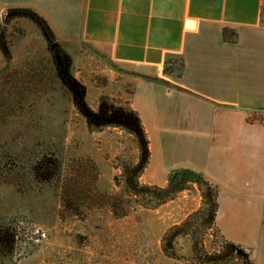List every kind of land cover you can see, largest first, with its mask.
<instances>
[{
  "label": "crops",
  "instance_id": "0c3cea01",
  "mask_svg": "<svg viewBox=\"0 0 264 264\" xmlns=\"http://www.w3.org/2000/svg\"><path fill=\"white\" fill-rule=\"evenodd\" d=\"M263 2L0 0V12L33 11L63 47L90 46L117 65L148 138L141 182L164 186L174 168L200 172L217 190L220 235L264 264ZM200 205L193 185L161 211L170 226Z\"/></svg>",
  "mask_w": 264,
  "mask_h": 264
},
{
  "label": "rangeland",
  "instance_id": "374dc122",
  "mask_svg": "<svg viewBox=\"0 0 264 264\" xmlns=\"http://www.w3.org/2000/svg\"><path fill=\"white\" fill-rule=\"evenodd\" d=\"M2 13L0 32L5 43L0 42V72L25 68L32 73L37 68L52 84L15 101L13 106L21 108L19 113L0 121V160L37 142L54 143L66 156H90L99 165V189L119 192L120 187L113 182L118 172L113 160L120 156L136 163L137 143L117 127L91 131L75 99H82L93 110L112 114L113 107H124L128 101L127 77L93 47L77 45L63 47L69 82L63 80L66 73L54 66L37 23L23 15L14 18ZM6 47L9 52L5 54L2 48ZM174 65L179 67L175 63L171 67ZM101 96L108 100L100 101ZM59 206L60 199L52 189L20 193L15 186L0 183V264H200L189 245L181 260L163 256L160 239L170 223L161 205L138 206L123 218H116L108 206L91 208L80 217L65 220L58 218ZM209 238L213 250H219L220 240L215 234Z\"/></svg>",
  "mask_w": 264,
  "mask_h": 264
},
{
  "label": "trees",
  "instance_id": "16d2710c",
  "mask_svg": "<svg viewBox=\"0 0 264 264\" xmlns=\"http://www.w3.org/2000/svg\"><path fill=\"white\" fill-rule=\"evenodd\" d=\"M21 14L37 23L46 39L54 66L66 73L67 60L63 46L55 39L47 21L30 10L22 11ZM1 41L5 43L3 32ZM5 52H9V47L5 48ZM44 78L42 71L37 68L32 73L25 68H4L0 72V121L5 122L7 117L19 113L21 108L13 106L15 101L21 102L24 96L44 91L50 86L49 82L52 84L50 79L47 81ZM62 79L69 82L67 73L62 75ZM103 100H108V97L101 96L100 101ZM75 103L91 131L117 127L134 137L139 149L138 161L134 163L120 156L113 160V167L118 170L113 181L120 191L107 193L99 189V167L90 156H66L54 143L45 142H37L26 151L0 160V183L13 185L20 193L52 189L60 199L57 215L61 220L80 217L88 209L104 206H108L116 218H123L135 212L138 206L156 208L196 185L201 205L183 220L165 229L160 239L163 254L181 260L185 247L189 245L190 253L196 256V263L253 264L251 254L245 247L220 235L215 225L217 190L200 172L191 168H174L168 172L164 186L141 182V175L149 160L148 138L139 116L128 101L124 107H113L112 114L93 110L82 99L76 98ZM19 104L22 106L23 103ZM212 234L220 240L224 255H220V249L213 250L210 246L212 241L209 237Z\"/></svg>",
  "mask_w": 264,
  "mask_h": 264
},
{
  "label": "water",
  "instance_id": "95a60500",
  "mask_svg": "<svg viewBox=\"0 0 264 264\" xmlns=\"http://www.w3.org/2000/svg\"><path fill=\"white\" fill-rule=\"evenodd\" d=\"M2 14L4 15V14H5V11H3ZM192 25H193V21H191V20H187V21H186V26L191 27ZM33 237L36 238L37 236L34 235Z\"/></svg>",
  "mask_w": 264,
  "mask_h": 264
},
{
  "label": "built area",
  "instance_id": "2783aa9c",
  "mask_svg": "<svg viewBox=\"0 0 264 264\" xmlns=\"http://www.w3.org/2000/svg\"><path fill=\"white\" fill-rule=\"evenodd\" d=\"M260 15L262 18H264V2L262 3L261 8H260Z\"/></svg>",
  "mask_w": 264,
  "mask_h": 264
}]
</instances>
